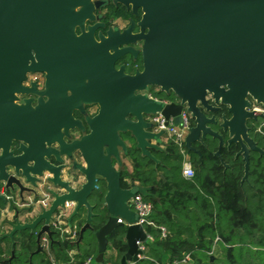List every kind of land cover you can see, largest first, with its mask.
Instances as JSON below:
<instances>
[{"label":"water","instance_id":"1","mask_svg":"<svg viewBox=\"0 0 264 264\" xmlns=\"http://www.w3.org/2000/svg\"><path fill=\"white\" fill-rule=\"evenodd\" d=\"M103 0H0V186L13 183L22 188L17 175L33 183L48 174L46 180L61 189L53 193L47 208L28 222L14 221L5 235L15 230L39 227L35 240L49 234L48 220L58 206L71 201L74 205L68 219L80 207L85 208L84 222L78 231L88 227L92 205L87 195L105 184L102 200L107 209L103 225L94 231L97 252L102 260L105 236L116 225V217L131 220L128 198L137 185L121 187L119 171L110 163L117 147L124 148L119 132L129 131L141 153L150 156L161 131L153 132L143 125L142 113L159 112L167 122L177 124L182 103L192 118L183 137L187 149L204 135L217 140L218 153L222 137L210 125L225 131V142H236L241 154L244 177L249 150L264 152L247 134L246 119L263 114L251 108L247 97L264 104V0H113L137 14L139 31L131 24L118 31L106 29L94 37L98 23L83 28L85 19L94 18L93 10ZM77 27L80 33H75ZM140 41V71L124 72L116 60L124 53L135 55L129 44ZM44 73V93L32 106L27 97L14 102L17 92L38 93L33 84L23 87L25 72ZM171 90L178 102L154 100L137 94L145 85ZM69 92V95L66 92ZM96 103L97 111L86 118L88 131L78 139L64 141L62 134L79 121L72 109L82 111V104ZM225 105L229 116L219 120L208 114ZM128 116H131L130 118ZM17 142L16 152L9 149ZM54 143L58 149L50 146ZM78 151L83 164L76 166L84 176L78 188L60 178L59 153L70 157ZM53 155L56 164L47 158ZM2 194L0 193V199ZM145 233L140 224H125L126 249L120 264H132L141 257L139 242Z\"/></svg>","mask_w":264,"mask_h":264},{"label":"trees","instance_id":"2","mask_svg":"<svg viewBox=\"0 0 264 264\" xmlns=\"http://www.w3.org/2000/svg\"><path fill=\"white\" fill-rule=\"evenodd\" d=\"M105 10L109 18H135L121 4L106 5ZM125 57L129 58L123 55L121 59ZM151 95L168 101L178 99L171 90L159 88ZM259 121L257 117L245 122L248 136L264 151V124L259 126ZM211 128L221 132L223 143L217 154L218 142L207 134L200 142H193V150L163 134L162 147L150 148L147 156L141 154L129 131L119 132L126 141L129 164V168L117 169L119 184L124 188L129 186L128 180L136 183L142 188L138 191L141 199L150 203L146 216L150 223L143 225L149 238L142 243L141 257L132 264H264V152L248 151V167L242 178L244 161L237 154L238 144H227V134L218 124ZM183 161L189 163L191 176L182 174ZM96 184L86 198L92 205L89 225L79 237L84 207L69 218L77 223L74 241L60 235L51 223L47 248L37 247L36 229L15 230L10 237L0 233V264H79L93 258L97 252L94 231L107 217L102 200L105 184L100 178ZM4 204L0 200V208ZM159 226L165 229L163 236ZM124 230L125 225H116L106 234L101 261L120 264L126 249Z\"/></svg>","mask_w":264,"mask_h":264},{"label":"flooded vegetation","instance_id":"3","mask_svg":"<svg viewBox=\"0 0 264 264\" xmlns=\"http://www.w3.org/2000/svg\"><path fill=\"white\" fill-rule=\"evenodd\" d=\"M110 4L113 5V6H116L117 4L120 5L121 3L120 2L119 3L118 2H113L112 0H103V2L100 4V6L98 8H96V9L93 10L94 18L92 20H88V19H85L84 20V22H83V28L82 29L85 30L87 25L94 24V23H98L99 26L94 29V37H95V39H97V35L99 33L100 34L102 33L103 35L106 34V31H107L106 29H108V28L110 30L117 29L113 25V21L117 19V20H124V21H126L127 24L124 27H126L129 24H131L132 33H137L139 31V29H138V26L136 25V23L139 20V17H140V14H141V10H139L137 8L136 9L137 10V14H134L129 9V7H125L123 5V7L126 10H130L133 13V15H134L135 18H133V17L123 18L121 16L120 17L109 18V17H107L105 15L106 14V11H107V10H105V8H106V5H110ZM117 30L119 31V29H117ZM74 31H75V33L78 34V33H80L81 30H79L77 27H75L74 28ZM140 42H141V40L140 41L136 40V41L131 42L129 45L132 48L136 49L137 53L135 55H133L131 53H124V54H122L121 57L123 55H127V56H129V58L128 57H125V58L121 59V57H119L116 60V62L114 64V67L116 68L117 66H119V65L122 64L123 65V68H124V72L129 73V74H133L135 71H140L142 69V67H141L140 53H139V51H140ZM135 58H139V60H140L139 63H137L135 61ZM31 77H33V79L30 80ZM31 83L33 84L34 88L37 91H39V92L38 93H33V92H25V93H23V92H17V93H15V96H16L15 99L17 100V102H16L17 104H21V102L25 98H27V97L30 98V105H32V106L37 102V100L39 98L43 102L45 101V99L47 98V95L44 93V88H45V84H44V73L43 72H30V71L25 72L24 78L21 81V85L23 87H29V86H31ZM158 88H159L158 86H154V85H149L148 84V85H145L144 88L141 91H135V93H137V92H140L141 93L142 92L143 94H145L146 96H148V97H150V98H152L154 100H159V101L161 100L163 103H165V101L168 102V100L162 99L161 97L159 98V97H155V96H152L151 95V91L152 90H156ZM67 92H66V94H67ZM173 102H178V99L175 100V101H173ZM85 104L86 103H83L82 104V107L83 108L87 106ZM181 105H182V108H183L184 105L183 104H181ZM154 113H156V112H144V113H142L143 125L144 126H148L149 129L151 131H153V132H158V131H155L154 130V128L156 126L154 124V121L152 120V117H153ZM208 114H213V116L217 119V121L219 120V117H220L221 114H223L225 117H228L229 116L228 112L226 111L225 105H222V104L220 105L219 111H217L215 113L209 112ZM71 115L73 116V118H77V117L80 116V111H78L77 109H72ZM128 117L130 118L131 116H128ZM258 118H260V121H259L260 124H259V126L261 124H264V123L261 122L262 121V117H258ZM167 122H165V119H164V123H167ZM188 124H191L192 125V118L191 117L188 120ZM259 126H257L256 131L259 130ZM68 129H67V131H68ZM220 130H221V128H220ZM163 134H165V133L164 132H161L160 135H159V137L160 136H163ZM220 134H221V132H220ZM163 137H165V136H163ZM62 139L64 140L63 134H62ZM152 142L157 147H162V146H160L158 144L157 141H152ZM253 142H255V141H253ZM182 143H183V140H182ZM50 146L54 147L55 149H58L54 143L50 144ZM16 147H17V142L16 141H11V143L9 144V147L8 148L11 149L13 153H15L16 152ZM72 152L73 153H76V152L78 153V151H76V150H73ZM73 153H72V155H73ZM141 154H143V153H141ZM72 155H70V157H69L67 155H63V154L59 153V156L62 159L61 160L62 167L60 169V178L62 180H65V181L68 180L69 181V185L73 186L74 188H78L80 186L79 185L80 183L75 184V183H73V181H76L77 178L81 175V173L78 170L75 169V167H76L75 164H74L75 166H73V165L71 166L72 159L74 157V155L73 156ZM126 157H127V155H126ZM47 160L49 162H51L52 164H56V162L54 161L53 155H50L47 158ZM64 173H66V177H64V175H63ZM47 176H48V174L46 173L42 177H38V179L36 181H34L33 183H30L29 181H27V182L24 181L23 177H21L20 175H17L18 180H19V183L22 186V188H20L19 186L14 185L13 183L11 184L12 189H9V187L3 189V187L0 186V193L2 194V198L0 200L1 201H5L4 207L6 205L7 208H10L12 206V205L11 206H8V204H9L10 201H12L13 202L12 204L14 206H16L17 217L16 216H12L11 219H13L14 221H15V218L17 219V221L19 220V218L24 219L22 216L28 213V211L32 207V204L37 203L36 200L38 198H42V197L49 198L50 196L53 197V193L54 192H56V193H60L61 192V189L59 187H56V186L52 185L48 180H46ZM128 183H129V186L128 187H130L133 184V182H130L129 180H128ZM36 186H38L39 189H36L37 188ZM127 203H128V201H127ZM71 210H72V208H71ZM2 219H1L2 222H0V230L1 229H3V230H1L0 233L1 234H5V233H7L9 231V229H10L11 226L5 224V222L7 221V219H5V218H2ZM31 219H28L27 221L25 219H24V221L23 220H21V221L19 220L18 222H20V223L28 222ZM38 228L39 227L34 228V229H36L35 234H36ZM36 244H37V247H39L38 240H37V243Z\"/></svg>","mask_w":264,"mask_h":264},{"label":"built area","instance_id":"4","mask_svg":"<svg viewBox=\"0 0 264 264\" xmlns=\"http://www.w3.org/2000/svg\"><path fill=\"white\" fill-rule=\"evenodd\" d=\"M31 79H33V77H31L30 80ZM21 103H23V101ZM259 105L257 107H254V109L256 110L258 109L263 114L261 122L264 123V104L259 103ZM190 117L191 116L189 114V111L186 110L185 105L180 111L179 121L177 124L172 123L170 119L167 120L168 121L167 123H164V117L162 116V114L156 112L152 117V120L156 125L154 130L164 132L166 135H172L177 142H182L183 137L186 134L188 128L193 125V124L192 125L188 124V120L190 119ZM182 163H183L181 168L182 174L184 176H191L192 170L190 169L189 163L187 161H183ZM52 198H53L52 196H50L49 198L42 197V198H38L36 201L42 209H45L47 208ZM127 201L129 203V209L132 211V216L129 217L131 220H126V219L124 220L122 217L117 216L116 221L122 222L123 225L128 224L130 222L140 224L145 233L144 240L146 238H149L148 234L145 232L143 228V225L144 223H150L146 219V216L150 211V203L145 200L143 201L138 191L134 192L128 198ZM73 205L74 204L71 201L63 202V206H58L56 211L51 214L47 224L51 223L56 229H58L60 235H65L64 236L65 238L68 237L69 239L74 241L76 239L77 232L75 227H72L68 220V215L70 214L71 212L70 210L71 208H73ZM158 229L160 231V235L163 236L165 233V229L161 226H159ZM40 238H41L40 241L42 243L39 244V247L41 246L43 248H47L48 243H47L46 234L43 233ZM142 243L143 242H139L138 244L140 248H142ZM50 263L62 264L60 262H55V261H51ZM79 264H110V262L96 261L94 260V257L93 258L87 257V259H85Z\"/></svg>","mask_w":264,"mask_h":264},{"label":"rangeland","instance_id":"5","mask_svg":"<svg viewBox=\"0 0 264 264\" xmlns=\"http://www.w3.org/2000/svg\"><path fill=\"white\" fill-rule=\"evenodd\" d=\"M126 24L127 23L124 20H117L116 19V20L113 21L114 27H116L117 29H119V31L122 28H124V26ZM141 93L140 92H137V94H141ZM67 94L69 95V92H67ZM247 100L250 103L251 108L257 107L259 105V103L258 104L255 103L254 100H252L250 97H247ZM14 101L16 102V99H14ZM85 105H87V106L84 107L82 111H80V116L77 117V118H75V119H77L79 121L80 125L78 127H76V126L70 127L68 129V131L65 134H63L64 141H71V140H74V139H78L79 137H81L82 135H84V133H86L88 131V127H87V124H86V118H88L91 115H93L97 111L98 107H97L96 103L91 102V101L86 102ZM122 141L124 142V145H126V141L125 140H122ZM72 153L73 152H71V155H72ZM73 155H74V157L72 159L71 166L72 165L73 166H75V165L76 166L82 165L83 164V161H82L79 153L76 152V153H73ZM110 159L113 160L112 164H113V166L116 169L123 168V167L129 168L128 158L126 157V146L123 149L118 146L117 147V154H116V156L110 155ZM75 169L78 170L77 167H75ZM63 175H64V177H66V173H64ZM83 181H84V176L81 174L77 178L76 181H73V183L78 184V183H81ZM12 203L13 202L10 201L9 204H8V206L12 205ZM84 215H85V213H84ZM2 220L0 219V222H2ZM9 220H12V219H9ZM9 220H7V222H9ZM72 223H74V225H77V223L75 221H72ZM1 230H3V229H1ZM40 239L38 241V244H41L42 243L40 241Z\"/></svg>","mask_w":264,"mask_h":264},{"label":"crops","instance_id":"6","mask_svg":"<svg viewBox=\"0 0 264 264\" xmlns=\"http://www.w3.org/2000/svg\"><path fill=\"white\" fill-rule=\"evenodd\" d=\"M164 140H165V137L160 136L158 138L157 142H158V144L160 146H162L163 143H164ZM132 185H136V184L133 183ZM36 187H37L36 189H39L38 186H36ZM9 189H12V186H10ZM12 206L13 207H11V208H7V206L5 205V207L0 208V219L5 218V219L9 220V219H11L12 216H16L17 217L16 206H14L13 204H12ZM40 210H41V207H40V205L38 203L32 204V207L30 208L28 213L23 215L22 217L27 221L28 219H31L33 216H35ZM24 219L19 218L20 221L21 220L24 221ZM15 221H17L16 218H15ZM69 223H70V225L72 227H75V229H76V225H74V223H72V221L70 222V220H69Z\"/></svg>","mask_w":264,"mask_h":264}]
</instances>
